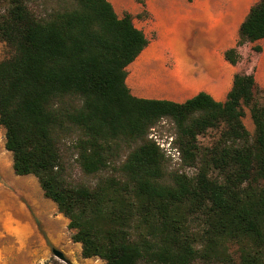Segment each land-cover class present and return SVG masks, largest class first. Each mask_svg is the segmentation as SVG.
<instances>
[{
    "label": "trees",
    "instance_id": "obj_1",
    "mask_svg": "<svg viewBox=\"0 0 264 264\" xmlns=\"http://www.w3.org/2000/svg\"><path fill=\"white\" fill-rule=\"evenodd\" d=\"M0 127L17 176H35L68 220L83 258L104 264H264V102L253 74L238 73L224 102L200 92L185 103L142 99L127 68L149 46L130 13L109 0H4ZM144 4L143 0H138ZM192 1V0H189ZM43 6V13L35 7ZM264 39V0L250 10L237 47ZM260 52L261 47L256 46ZM250 109L252 140L243 118ZM175 125L182 164L149 138ZM219 130L211 146L199 137ZM76 168L92 184L74 180Z\"/></svg>",
    "mask_w": 264,
    "mask_h": 264
},
{
    "label": "crops",
    "instance_id": "obj_2",
    "mask_svg": "<svg viewBox=\"0 0 264 264\" xmlns=\"http://www.w3.org/2000/svg\"><path fill=\"white\" fill-rule=\"evenodd\" d=\"M109 1L120 18L125 13L133 15L135 26L143 30L150 41L149 46L138 57H142L143 61L137 69L135 81L129 84L132 95L142 99L169 100L182 104L200 92L212 96L211 88L214 87L212 84L218 82V74L213 72L209 76L199 77L196 86L199 91L193 92L190 87L163 72L161 66L166 60L163 52L184 50L185 45L192 41L193 50L205 52L206 57H211V52H223L225 57L227 50L237 47L241 25L251 8L260 0H143L144 4L138 0ZM256 46L261 47L260 52L255 51ZM238 52L241 63H244L247 57L255 60L254 68H249L241 74L252 72L257 86L264 90V39L255 43H246L238 47ZM173 57L180 60V55L177 53L173 54ZM231 67L237 68L233 65ZM233 71L235 70H231L234 76L239 73ZM154 81L158 82L160 89L149 90V83ZM206 82L211 85L205 86ZM231 88L220 91L218 98L212 97L224 102ZM9 153L11 152L8 151L6 154V160H9ZM0 157L3 158L1 148ZM52 210L50 207L48 212H53ZM58 217H61V214H54L55 219ZM13 218L15 223L10 224L7 216L4 226L6 237L13 235L21 243H27L38 234L34 215L26 214L23 210L22 214L16 213ZM55 224V220L50 222L47 220L43 223L46 236L52 243L58 241ZM68 224L69 220L62 216L59 227L62 232L67 231ZM76 245L80 258L72 260L70 264H104L99 258H83L82 245L80 243ZM0 264H42V254L39 251L23 248L13 253L0 249Z\"/></svg>",
    "mask_w": 264,
    "mask_h": 264
},
{
    "label": "rangeland",
    "instance_id": "obj_3",
    "mask_svg": "<svg viewBox=\"0 0 264 264\" xmlns=\"http://www.w3.org/2000/svg\"><path fill=\"white\" fill-rule=\"evenodd\" d=\"M8 7V2L0 0V13H3ZM36 13L40 14L44 12L43 6L35 7ZM123 11V10H122ZM192 41L185 45L184 50L178 51H165L163 56L165 57L164 64L161 69L166 74L178 79L183 85H186L192 89L193 92L199 91L197 88V81L199 77L208 75L215 72L218 74V82L211 88V94L214 98H218L220 91H225L232 87L234 73H245V70L254 68L255 60L250 57L245 58L244 63H241V56L237 68H232L231 65L225 60L223 52H211V57H206L205 52H198L193 50ZM179 54V59H174L173 54ZM13 55V50L0 39V61L6 60ZM142 57L136 59L131 65L128 66V87L129 84L135 81L137 69L142 64ZM179 73V74H178ZM252 74V72L250 73ZM208 82L205 86H210ZM131 91V89H130ZM256 101L260 104L264 102V90L258 86L256 93ZM243 123L246 129L249 131L252 140L255 137V125L251 118L249 108H245V116ZM158 135L164 138L167 136H173L174 142L176 141L175 125L169 119H162L157 125H155ZM220 134L219 130H209L205 135L199 137V143L202 146H211L212 143L218 139ZM176 144V143H175ZM177 146V144H176ZM178 147V146H177ZM0 148L3 152V158L0 157V249L5 250L8 253H13L21 248L25 250L39 251L42 254V264H70L72 260L80 258L77 245L72 241V232L67 229L62 232L60 222L63 214L58 211L57 205L50 199L44 196V192L40 186L38 179L33 175L17 176L13 170V156L10 154L9 160H6V154L8 151L5 149V130L0 127ZM179 148V147H178ZM4 160V161H2ZM9 161V162H8ZM169 170L179 171L187 174L189 177H193L197 172L196 168L186 167L182 164V161L173 162L169 159ZM69 174L74 180L92 184L95 180L92 177L83 176L76 168H70ZM53 209V212H48L49 208ZM34 215L36 226L38 227V234L32 237L29 242L21 243L17 240V237L4 234L5 224L7 222V216H9V223H15L13 215L22 212ZM54 214H61V217L54 218ZM47 220H55V229L58 234V241L52 243L46 236L43 223ZM3 233V235L1 234ZM239 247L237 245H231L229 252L232 257L231 264H240ZM53 249L61 251L65 260H61L53 254ZM10 261V260H9ZM197 264H225L216 261H199Z\"/></svg>",
    "mask_w": 264,
    "mask_h": 264
},
{
    "label": "built area",
    "instance_id": "obj_4",
    "mask_svg": "<svg viewBox=\"0 0 264 264\" xmlns=\"http://www.w3.org/2000/svg\"><path fill=\"white\" fill-rule=\"evenodd\" d=\"M149 138L154 140L156 144L161 148L167 158L173 162L182 161L181 152L174 142L173 136H165L164 138L158 135L156 127H152L150 130Z\"/></svg>",
    "mask_w": 264,
    "mask_h": 264
},
{
    "label": "water",
    "instance_id": "obj_5",
    "mask_svg": "<svg viewBox=\"0 0 264 264\" xmlns=\"http://www.w3.org/2000/svg\"><path fill=\"white\" fill-rule=\"evenodd\" d=\"M53 254L56 257L60 258L61 260H65L66 261V258H65L64 254L61 251H59L57 249H53Z\"/></svg>",
    "mask_w": 264,
    "mask_h": 264
},
{
    "label": "bare ground",
    "instance_id": "obj_6",
    "mask_svg": "<svg viewBox=\"0 0 264 264\" xmlns=\"http://www.w3.org/2000/svg\"><path fill=\"white\" fill-rule=\"evenodd\" d=\"M153 69H154V66H153ZM156 72V71H155ZM179 74V73H178ZM164 85V84H163ZM157 88H159L160 89V86H159V84H158V82H156V81H154V82H151V84L149 83V85H148V89L150 90V89H157ZM147 92H149V91H147ZM151 92V91H150Z\"/></svg>",
    "mask_w": 264,
    "mask_h": 264
}]
</instances>
